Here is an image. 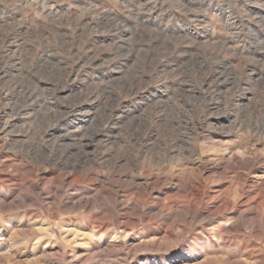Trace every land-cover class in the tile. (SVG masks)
Wrapping results in <instances>:
<instances>
[{"label":"rangeland","instance_id":"rangeland-1","mask_svg":"<svg viewBox=\"0 0 264 264\" xmlns=\"http://www.w3.org/2000/svg\"><path fill=\"white\" fill-rule=\"evenodd\" d=\"M6 4H0V264H264V0ZM132 111L143 121L132 120ZM75 112L99 116L93 141L80 142ZM193 113H202L200 121L185 130ZM135 128L142 136L132 147L126 137ZM192 128L199 133L194 140ZM67 130L74 133L59 136ZM133 176H158L165 184L180 178L194 191L222 185L235 193L249 185L256 190V246H241L248 240L242 236L224 243L214 231L224 219L208 231L188 226L165 239L157 195L143 200L123 187ZM116 188L119 200L149 217L136 223L133 216L117 229ZM79 197L92 205H73ZM169 201L164 214H183L196 203L191 195Z\"/></svg>","mask_w":264,"mask_h":264},{"label":"bare ground","instance_id":"bare-ground-1","mask_svg":"<svg viewBox=\"0 0 264 264\" xmlns=\"http://www.w3.org/2000/svg\"><path fill=\"white\" fill-rule=\"evenodd\" d=\"M17 84L18 83H15V86H17ZM157 99L159 101L167 104V105H169L171 103L170 98H165V97L159 96ZM44 104L48 105V102L45 101V102H43V105ZM49 113L52 114L53 112L49 111ZM54 114H56L54 116H59V113L57 114L56 111L54 112ZM73 115L77 116L79 119V121L75 125V128L76 129L77 128L82 129L84 132L81 135L80 142L85 143V138L87 140L93 141L95 136H96V133L93 132V129L95 127V124L99 120V116L97 115V113L89 114L88 112H81V113L75 112V113H73ZM129 115H130V118L132 120L138 121V122L143 121V118H144L143 117L144 115L137 113L136 111H132ZM35 118L36 119L39 118L38 112L36 113ZM146 129H147L146 135H151V136L154 135L153 129L149 125L146 126ZM73 133L74 132L67 130L63 133H60L59 136L63 137V138H67L70 135H72ZM39 142H41V141H39ZM35 143H36V141H35ZM35 143H33V144H35ZM140 147H142V146H140ZM245 163L247 164L248 167H252L253 163H251V161L249 159ZM146 176L150 177L151 174H147ZM3 177H5V179L7 181H10L13 179L12 176L6 175ZM59 177L62 178V175L59 174ZM78 178H75L74 180H78ZM113 178L115 179L116 176H114ZM131 179L132 180L129 184L124 182V185H123V187L125 188V190L127 192L128 191H130V192H133V191L137 192L138 191V193L141 194V197L143 200H146L147 198H151L153 194L157 195V197H154V198L152 197V198H153V201H155L154 204H156V205L159 204L161 206V211L159 213H157V215H161L162 219L164 221L163 225H161L162 227H161L160 231L158 230V233L162 234V236L165 239H166V237L173 236V234L176 233L175 231H177L179 233L181 230H186L188 226L193 227L195 229L201 228L202 231H203V229H204V231L205 230L208 231L206 227L209 224H212L214 222L220 221L221 219H224L225 222L219 224V228L217 227L218 230L214 229V231H218V233L220 234L219 236L222 238V241L224 243H231L232 239L235 236H242V237L248 238V240L245 244H243L241 246L245 247L246 249H248L249 247H252V246H256V241H257L256 240V237H257L256 234L259 233V232L257 233V231H256V228L258 230V225L255 224L254 222H252L254 215L256 213V206L254 205L255 198H256V195H255L256 190L251 189L249 187V185L246 186V185L240 184L239 187L237 188V190L235 191V193H233L231 187H229L225 190L220 189V187L222 185H219L216 187L211 186L208 191H204L201 188H197L194 191L190 187L189 183L183 184L182 180L180 178H178L177 181H173V179L167 178L166 184L162 183L161 178H159L158 176L153 177V178H144L141 181H138V178L136 176L131 177ZM16 181H17V179H16ZM115 182L120 183V180H116ZM214 188H219V189L214 190ZM113 192H114V198H113L112 210H113L114 215H115L114 220H115V224H116L117 229L118 228L120 229L122 227L126 228L127 226H129L130 222L132 221L133 216L137 215L136 223L141 221V219L149 217L148 212L142 211L141 214L134 213L133 210L135 208L133 205L129 204L128 199L119 200L117 188ZM167 192H174V193L172 195H169L166 199L162 200L161 196ZM182 195L183 196L191 195V197L193 196V199L196 200V203L193 204V206L190 207V209L187 212H184L183 214H178V213L176 214V213H172V212L164 214L163 209L166 206L164 201L170 200L169 204L173 206V205H176V203H178V197H180ZM81 196H84V195H81ZM125 196H128V195H125ZM205 196L209 200L208 201L209 205L206 208L204 207L205 209L202 210V209H200L198 204L202 203L203 198ZM50 198H53V197H50ZM126 198H128V197H126ZM43 200H45V199H43ZM136 200H138V198ZM8 203H9L8 201L2 202L3 205H6ZM73 205L91 206L92 202H91V199L88 197H86V198L79 197L78 199L73 201ZM117 208H119V210ZM128 210H131L132 212H129ZM120 211H124L123 215ZM127 211L129 213H127ZM212 231H213V228H212ZM178 233H177L176 237H179ZM202 234H203V232H202ZM157 238H158V236H157ZM243 264H247V263L244 262ZM249 264H254V263L251 262Z\"/></svg>","mask_w":264,"mask_h":264},{"label":"clouds","instance_id":"clouds-1","mask_svg":"<svg viewBox=\"0 0 264 264\" xmlns=\"http://www.w3.org/2000/svg\"><path fill=\"white\" fill-rule=\"evenodd\" d=\"M35 3V0H34ZM0 4H6V0H0ZM6 6L8 7H14V5L11 4H6ZM141 10H144V6L141 5ZM119 59V57L117 56H113L112 58V62H114L115 60ZM106 67H110V62H105ZM143 73L141 72L140 75H142ZM136 79H139V76L136 77ZM122 80H124L125 82H127V77H123ZM132 87L134 88L135 85L133 84ZM127 90V89H126ZM226 107V105H225ZM202 113H193L191 115V118L188 121L187 125H184V129L187 130L188 128H190L193 124L194 121H200ZM66 118V117H65ZM200 127H204L203 123L200 124ZM192 134H193V140L195 139V136L198 135V131L195 128H192ZM142 136V130L140 128H135L133 129L132 133L130 134V136L126 137L127 142L129 145H131L132 147H135L136 144L134 143V141L138 140L139 138H141ZM41 167H43V165H41ZM180 241L178 240V243Z\"/></svg>","mask_w":264,"mask_h":264}]
</instances>
